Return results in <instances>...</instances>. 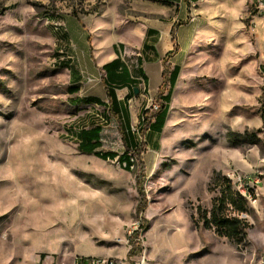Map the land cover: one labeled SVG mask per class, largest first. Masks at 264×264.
Here are the masks:
<instances>
[{
  "label": "rangeland",
  "instance_id": "1",
  "mask_svg": "<svg viewBox=\"0 0 264 264\" xmlns=\"http://www.w3.org/2000/svg\"><path fill=\"white\" fill-rule=\"evenodd\" d=\"M193 3L198 31L166 124L154 141L135 137L148 226L129 255L140 219L137 156L109 114L101 150L129 148L133 168L77 148L81 118L102 108L70 101L59 61L72 55L54 27L65 32L67 17L106 7L135 21L140 13L130 7L139 0H0V264H264V0ZM220 175L248 200L243 246L195 225L196 207H210L217 192L208 188ZM252 177L254 198L240 185Z\"/></svg>",
  "mask_w": 264,
  "mask_h": 264
},
{
  "label": "crops",
  "instance_id": "2",
  "mask_svg": "<svg viewBox=\"0 0 264 264\" xmlns=\"http://www.w3.org/2000/svg\"><path fill=\"white\" fill-rule=\"evenodd\" d=\"M186 2L139 0V6L130 7L140 13L141 17L135 21L118 18L113 7H106L94 17L80 20L67 17L65 32H59L61 26L54 27L58 43L72 55L60 63L67 73L68 92L75 96L70 101L75 105L102 108L99 114H86L81 118L83 124L74 137L77 146L82 139L86 143L92 138L91 141L97 139L99 143L96 150H101L103 123L111 121L108 114L114 116L113 123L117 122L128 137L126 146L137 145L135 137L140 134L132 124L135 121L138 124L143 109H147L145 96L155 95L163 85L164 69L168 78L172 72L176 74L173 91L197 34L199 20L192 19ZM84 20L90 21V27ZM69 21L74 24L71 29ZM167 83L169 85L170 81ZM167 117L168 112L160 131L152 126L143 137L154 141Z\"/></svg>",
  "mask_w": 264,
  "mask_h": 264
},
{
  "label": "trees",
  "instance_id": "3",
  "mask_svg": "<svg viewBox=\"0 0 264 264\" xmlns=\"http://www.w3.org/2000/svg\"><path fill=\"white\" fill-rule=\"evenodd\" d=\"M61 63V61L59 62ZM176 78V74L172 72L169 78L166 74L165 69L163 70V82L154 95L156 100L159 101L158 108L155 111H148L143 109L141 118L138 123L139 133L144 135L147 128L154 127L160 131L165 117L168 112L169 100L172 92L173 82ZM170 81L169 85L167 81ZM154 121L152 122V120ZM92 138L88 139L86 143H83V139L78 143L77 148L82 153L94 154L101 159H117L118 161H127L125 170H130L131 162L129 161L128 151L123 153H116L113 151L103 152L102 150H96L99 146L97 139L91 141ZM141 146L135 145L132 151L137 156V170L135 171V186L139 194V201L135 207L136 215L139 219V228L135 229L132 236H129L128 240L132 244L131 249L128 251L129 255L138 253L139 249L134 246L133 239L138 237L139 231L147 230L146 218L142 215L146 206L147 198L144 191V179H145V167L143 159L141 157ZM209 191H216L217 194L211 198L210 207L204 208L200 204L196 207L195 225L203 228L213 229L214 233L218 236L225 237L235 246H243L246 244V233L250 228L249 222H247L243 214H247V198L243 196L233 185L230 178L226 175L215 176L213 178L212 186H209ZM249 193L254 198V193L249 189Z\"/></svg>",
  "mask_w": 264,
  "mask_h": 264
},
{
  "label": "built area",
  "instance_id": "4",
  "mask_svg": "<svg viewBox=\"0 0 264 264\" xmlns=\"http://www.w3.org/2000/svg\"><path fill=\"white\" fill-rule=\"evenodd\" d=\"M183 2H186L189 5V9H190L189 11L192 13V19H195V20L198 21L199 18L197 16V14L195 13V10L196 9L194 7V3H193L194 1H192V0H183ZM146 99L148 100L147 110L148 111H155L158 108V106H159V104H158L159 101L156 100V98H155L154 95H150V94H147ZM135 131L139 133L138 128H136ZM139 136H140V139L142 140L141 135H139ZM130 155H132V153L128 152V156H129L128 159H129V161H130ZM117 162H118V164L120 166H122L124 168L127 165V161H125V160H123L121 162L117 160ZM132 168L133 167H131V165H130V169H132ZM251 182H257V178L256 177L255 178L252 177L251 179L245 181L243 184H240L241 186H244L245 190L248 191V194H249L248 184L251 183ZM111 262H117V261L114 260V259H111V258H91V259H82L80 261H77L76 264H109Z\"/></svg>",
  "mask_w": 264,
  "mask_h": 264
},
{
  "label": "bare ground",
  "instance_id": "5",
  "mask_svg": "<svg viewBox=\"0 0 264 264\" xmlns=\"http://www.w3.org/2000/svg\"><path fill=\"white\" fill-rule=\"evenodd\" d=\"M130 162H131V167H133L134 166V158H133V155H130ZM109 264H120V263H118V261L117 262H111V263H109ZM121 264H123V263H121Z\"/></svg>",
  "mask_w": 264,
  "mask_h": 264
}]
</instances>
